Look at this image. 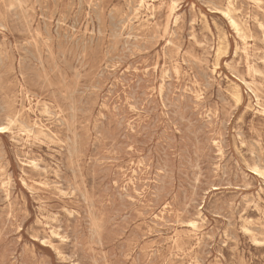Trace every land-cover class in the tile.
Wrapping results in <instances>:
<instances>
[{"label":"rangeland","instance_id":"obj_1","mask_svg":"<svg viewBox=\"0 0 264 264\" xmlns=\"http://www.w3.org/2000/svg\"><path fill=\"white\" fill-rule=\"evenodd\" d=\"M146 4L0 0V264H264V0Z\"/></svg>","mask_w":264,"mask_h":264},{"label":"bare ground","instance_id":"obj_2","mask_svg":"<svg viewBox=\"0 0 264 264\" xmlns=\"http://www.w3.org/2000/svg\"><path fill=\"white\" fill-rule=\"evenodd\" d=\"M36 1V0H35ZM95 1V0H94ZM136 1V0H135ZM216 1V0H215ZM218 1V0H217ZM243 1V0H242ZM29 2V1H28ZM38 2V1H37ZM44 2V1H43ZM91 2V1H90ZM99 2V1H98ZM102 2V1H101ZM134 2V1H133ZM138 2V1H137ZM145 2H146V0H140V7L142 8L143 6H147L146 8L148 9L149 8V5L148 4H146L145 5ZM203 2V1H202ZM237 2V1H236ZM36 3V2H35ZM70 3V2H69ZM72 3V2H71ZM80 3V2H79ZM131 3H132V1H131ZM173 1H172V4H171V6H170V10H171V12L174 10V8H175V6L173 5ZM218 3V2H217ZM221 3V2H220ZM244 3V2H243ZM260 3V2H259ZM262 3V2H261ZM10 4V3H9ZM18 4V3H17ZM26 4V3H25ZM73 4V3H72ZM129 4V3H128ZM135 4V3H134ZM138 4H139V2H138ZM216 4V3H215ZM214 4V5H215ZM241 4V3H240ZM40 5V4H39ZM38 5V6H39ZM234 5V4H233ZM246 5V4H245ZM128 6V5H127ZM129 6H131L130 4H129ZM133 6V5H132ZM235 6V5H234ZM244 6V5H243ZM251 6H253V5H251ZM263 6V5H262ZM18 7H20V6H18ZM47 7V6H46ZM68 7H70V6H68ZM135 7V6H134ZM138 7V6H137ZM190 8H191V6H189ZM193 7V6H192ZM216 7H217V4H216ZM220 7V6H219ZM241 7V6H240ZM240 7L238 8V9H240ZM254 7V6H253ZM12 8V7H11ZM43 8H44V6H43ZM94 8V7H93ZM96 8V7H95ZM119 8V7H118ZM139 8V7H138ZM151 8V7H150ZM152 8H153V6H152ZM225 8V7H224ZM247 8V7H246ZM57 9V8H56ZM71 9V8H70ZM114 9V8H113ZM112 9V10H113ZM232 9H233V6H232V4H231V2H229V4L227 5V7H226V9L224 10V11H222L223 13H224V15L227 17V19H228V22H229V24L231 25V27L234 29V31L236 32V34L239 36V37H242L243 36V33H242V30H241V26H240V23L238 22V20H237V18H235L233 15H231V11H232ZM10 10V9H9ZM8 10V11H9ZM21 10V9H20ZM26 10V9H25ZM33 10V9H32ZM43 10V9H42ZM128 10V9H127ZM131 10V9H130ZM135 10V9H134ZM190 10V9H189ZM235 10V9H234ZM256 10V9H255ZM28 11V10H27ZM34 11V10H33ZM70 11V10H69ZM118 11V10H117ZM136 11V10H135ZM149 11V10H148ZM191 11V10H190ZM192 11H193V9H192ZM247 11V10H246ZM246 11H244V12H246ZM124 12H125V10H124ZM129 12V11H128ZM183 12V11H182ZM233 12V11H232ZM240 12V11H239ZM257 12V11H256ZM35 13V12H34ZM67 13V12H66ZM131 13V12H130ZM169 13V12H168ZM246 13H248V12H246ZM252 13V12H251ZM234 14V13H233ZM54 15V14H53ZM64 15V14H63ZM127 15V14H126ZM244 15V14H243ZM253 15V14H252ZM45 16H47V15H45ZM136 16V15H135ZM150 16V15H149ZM256 16V15H255ZM254 16V17H255ZM67 17H68V15H67ZM127 17V16H126ZM189 17V16H188ZM239 17V16H238ZM261 17V16H260ZM110 18V17H109ZM185 18V17H184ZM253 18V17H252ZM91 19V18H90ZM112 19V18H111ZM128 19V18H127ZM146 19V18H145ZM151 19H152V17H151ZM182 19V18H181ZM243 19V18H242ZM43 20V19H42ZM41 20V21H42ZM67 20V19H66ZM92 20V19H91ZM179 20V19H178ZM184 20V19H183ZM192 20V19H191ZM240 20V19H239ZM33 21V20H32ZM98 21V20H97ZM132 21V20H131ZM134 21V20H133ZM182 21V20H181ZM247 21V20H246ZM255 21V20H254ZM64 22H66V21H64ZM72 22H73V19H72ZM130 22V21H129ZM244 22V21H243ZM44 23V22H43ZM124 23V22H123ZM147 23V22H146ZM193 23V22H192ZM200 23V22H199ZM242 23V22H241ZM259 23V22H258ZM4 24V23H3ZM118 24H120V23H118ZM161 24V23H160ZM36 25V24H35ZM72 25V24H71ZM87 25V24H86ZM142 25V24H141ZM156 25V24H155ZM244 25V24H243ZM1 26V25H0ZM5 26V25H4ZM28 26V25H27ZM31 26V25H30ZM98 26V25H97ZM134 26V25H133ZM207 26V25H206ZM246 26V25H245ZM57 27V26H56ZM121 27V26H120ZM123 27V26H122ZM141 27V26H140ZM160 27V26H159ZM257 27H258V25H257ZM28 28V27H27ZM73 28V27H72ZM84 28V27H83ZM153 28V27H152ZM243 28V27H242ZM48 29V28H47ZM125 29V28H124ZM133 29H134V27H133ZM132 29V30H133ZM181 29H182V27H181ZM46 30V29H45ZM91 30V29H90ZM97 30H99L98 29V27H97ZM109 30V29H108ZM179 30V29H178ZM247 30H249L248 28H247ZM35 31V30H34ZM84 31H85V29H84ZM122 31V30H121ZM124 31V30H123ZM129 31H131V30H129ZM174 31V30H173ZM29 32V31H28ZM33 32V31H32ZM47 32V31H46ZM115 32V31H114ZM119 32V31H118ZM150 32H152V31H150ZM175 32V31H174ZM247 32V31H246ZM94 33V32H93ZM121 33V32H120ZM128 33V32H127ZM132 33V32H131ZM141 33V32H140ZM158 33V32H157ZM181 33V32H180ZM248 33V32H247ZM116 34V33H115ZM129 34V33H128ZM132 34H134V33H132ZM176 34V33H175ZM193 34V33H192ZM251 34V33H250ZM47 35V34H46ZM59 35V34H58ZM113 35V34H112ZM117 35V34H116ZM121 35V34H120ZM127 35V34H126ZM177 35V34H176ZM84 36V35H83ZM82 36V37H83ZM122 36V35H121ZM131 36V35H130ZM150 36V35H149ZM171 36H173V35H171ZM180 36V35H179ZM178 36V37H179ZM192 36V35H191ZM49 37V36H48ZM65 37V36H64ZM126 37V36H125ZM134 37V36H133ZM154 37V36H153ZM258 37V36H257ZM262 37V36H261ZM38 37H36V39H37ZM136 38V37H135ZM146 38V37H145ZM157 38H158V36H157ZM190 38V37H189ZM78 39V38H77ZM76 39V40H77ZM91 39V38H90ZM111 39V38H110ZM134 39V38H133ZM141 39V38H140ZM139 39V40H140ZM148 39H149V37H148ZM175 39V38H174ZM173 39V40H174ZM29 40V39H28ZM92 40V39H91ZM113 40V39H112ZM171 40H172V37H171ZM218 40V39H217ZM243 40V39H242ZM255 40V39H254ZM83 41V40H82ZM133 41V40H132ZM135 41V40H134ZM136 41H137V39H136ZM241 41V40H240ZM32 42V41H31ZM65 42V41H64ZM145 42V41H144ZM246 42V41H245ZM84 43V42H83ZM95 43V42H94ZM116 43V42H115ZM147 43H149L148 41H147ZM150 43H152V41L150 42ZM175 43V42H174ZM196 43V42H195ZM216 43V42H215ZM82 44V43H81ZM87 44V43H86ZM252 44V43H251ZM32 45V44H31ZM85 45V44H84ZM91 45V44H90ZM132 45V44H131ZM139 45V44H138ZM143 45V44H142ZM177 45V44H176ZM27 46H28V44H27ZM136 46V45H135ZM150 46V45H149ZM170 46V45H169ZM172 46V45H171ZM225 46H227V44L225 45ZM249 46V45H248ZM47 47V46H46ZM126 47V46H125ZM140 47V46H139ZM153 47H154V45H153ZM59 48V47H58ZM72 48V47H71ZM70 48V49H71ZM82 48V47H81ZM81 48H80V50H81ZM120 48H121V46H120ZM137 48V47H136ZM142 48V47H141ZM140 48V49H141ZM175 48V47H174ZM237 48V47H236ZM3 49V48H2ZM69 49V50H70ZM77 49V48H76ZM126 49V48H125ZM142 49H144V48H142ZM146 49H147V47H146ZM149 49V48H148ZM151 49V48H150ZM166 49V48H165ZM178 49V48H177ZM25 50V49H24ZM29 50V49H28ZM48 50V49H47ZM145 50V49H144ZM218 50V49H217ZM217 50H216V53H217ZM223 50V49H222ZM225 50V49H224ZM57 51V50H56ZM76 51V50H75ZM120 51V50H119ZM140 51V50H139ZM191 51V50H190ZM193 51V50H192ZM30 52V51H29ZM37 52V51H36ZM85 52V51H84ZM90 52V51H89ZM128 52V51H127ZM131 52V51H130ZM177 52V51H176ZM220 52V51H219ZM52 53V52H51ZM82 53V52H81ZM124 53V52H123ZM166 53V52H165ZM172 53V52H171ZM170 53V54H171ZM178 53H179V51H178ZM215 53V54H216ZM223 53V52H222ZM222 53H220V54H222ZM50 54V53H49ZM73 54V53H72ZM76 54V53H75ZM78 54V53H77ZM100 54V53H99ZM125 54V53H124ZM184 54V53H183ZM193 54V53H192ZM219 54V53H218ZM219 54V55H220ZM5 55V54H4ZM47 55V54H46ZM86 55V54H85ZM88 55V54H87ZM107 55V54H106ZM135 55V54H134ZM168 55V54H167ZM173 55V54H172ZM185 55V54H184ZM2 56V55H1ZM31 56H33V55H31ZM111 56V55H110ZM119 56V55H118ZM125 56H128V55H125ZM166 56V55H165ZM174 56H175V54H174ZM182 56V55H181ZM186 56V55H185ZM3 57V56H2ZM6 57V56H5ZM39 57V56H38ZM47 57V56H46ZM51 57V56H50ZM79 57V56H78ZM122 57V56H121ZM124 57V56H123ZM177 57V56H176ZM64 58V57H63ZM82 58V57H81ZM85 58V57H84ZM168 58V57H167ZM22 59V58H21ZM78 59V58H77ZM93 59V58H92ZM119 59V58H118ZM123 59V58H122ZM182 59V58H181ZM240 59V58H239ZM260 59V58H259ZM5 60V59H4ZM84 60V59H83ZM91 60V59H90ZM116 60V59H115ZM171 60V59H170ZM37 61V60H36ZM39 61H40V59H39ZM94 61H95V59H94ZM99 61V60H98ZM262 61V60H261ZM152 62V61H151ZM254 62V61H253ZM264 62V61H263ZM1 63H2V61H1ZM6 63V62H5ZM95 63V62H94ZM98 63V62H97ZM105 63V62H104ZM113 63V62H112ZM170 63H171V61H170ZM42 64V63H41ZM117 64V63H116ZM17 65V64H16ZM105 65H106V63H105ZM115 65V64H114ZM137 65V64H136ZM152 65V64H151ZM151 65H149V66H151ZM5 66V65H4ZM81 66V65H80ZM79 66V67H80ZM98 66V65H97ZM237 66V65H236ZM41 67V66H40ZM83 67V66H82ZM106 67V66H105ZM127 67H128V65H127ZM148 67V66H147ZM155 67V66H154ZM95 68V67H94ZM172 68V67H171ZM253 68V67H252ZM33 69V68H32ZM81 69V68H80ZM93 69V68H92ZM127 69H129V68H127ZM148 69V68H147ZM256 69V68H255ZM18 70V69H17ZM77 70V69H76ZM107 70H108V67H107ZM166 70V69H165ZM180 70V69H179ZM75 71V70H74ZM110 71V70H109ZM115 71V70H114ZM132 71V70H131ZM137 71V70H136ZM144 71V70H143ZM237 71V70H236ZM105 72V71H104ZM134 72V71H133ZM170 72V71H169ZM184 72V71H183ZM254 72H256V71H254ZM9 73H10V71H9ZM112 73H113V71H112ZM121 73V72H120ZM146 73V72H145ZM173 73V72H172ZM37 74V72L35 73V75ZM40 74V73H39ZM44 74V73H43ZM100 74V73H99ZM149 74V73H148ZM163 74V73H162ZM176 74V73H175ZM257 74V73H256ZM260 74H262V73H259L258 75H260ZM21 75V74H20ZM90 75V74H89ZM108 75V74H107ZM174 75V74H173ZM155 76V75H154ZM158 76H159V74H158ZM163 76V75H162ZM38 78H39V76H37ZM118 77V76H117ZM146 77V76H145ZM185 77V76H184ZM83 78V77H82ZM183 78V77H182ZM40 79V78H39ZM45 79V78H44ZM91 79V78H90ZM155 79V78H154ZM160 79V78H159ZM162 79H163V77H162ZM176 79H177V76H176ZM194 79V78H193ZM241 79V78H240ZM243 79V78H242ZM46 80V79H45ZM124 80V79H123ZM179 80V79H178ZM177 80V81H178ZM63 81V80H62ZM112 81V80H111ZM116 81V80H115ZM141 81H143V80H141ZM114 82V81H113ZM125 82H127V81H125ZM136 82H138L137 80H136ZM135 82V83H136ZM159 82V81H158ZM161 82V81H160ZM212 82V81H211ZM44 83V82H43ZM65 83V82H64ZM73 83H74V81H73ZM161 83H163V81L161 82ZM255 83V82H254ZM49 84V83H48ZM53 84V83H52ZM63 84V83H62ZM117 84V83H116ZM139 84H140V82H139ZM168 84V83H167ZM178 84V83H177ZM182 84H184V83H182ZM191 85H192V83H190ZM245 84H246V82H245ZM244 84V85H245ZM248 84H249V82H248ZM24 85V84H23ZM97 85V84H96ZM105 84H103L102 86H104ZM137 85V84H136ZM146 85V84H145ZM204 85V84H203ZM255 85H256V83H255ZM258 85V84H257ZM256 85V86H257ZM61 86V85H60ZM70 86V85H69ZM149 86H150V84H149ZM170 86V85H169ZM184 86V85H183ZM250 86V85H249ZM260 86V85H259ZM258 86V87H259ZM59 87V86H58ZM67 87V86H66ZM116 87H117V85H116ZM132 87V86H131ZM220 87V86H219ZM254 87V86H253ZM64 88H65V86H64ZM84 88V87H83ZM110 88V87H109ZM162 88V87H161ZM172 88H173V85H172ZM178 88H179V86H178ZM183 88V87H182ZM260 88V87H259ZM112 89V88H111ZM128 89V88H127ZM146 89V88H145ZM153 89V88H152ZM236 89V88H235ZM257 89V88H256ZM68 90V89H67ZM114 90H115V88H114ZM148 90V89H147ZM146 90V91H147ZM181 90V89H180ZM263 90V89H262ZM112 91V90H111ZM131 91V90H130ZM165 91V90H164ZM182 91H184V89L182 90ZM219 91V90H218ZM56 92V91H55ZM69 92V91H68ZM75 92V91H74ZM115 92H117V91H115ZM144 92V91H143ZM163 92V91H162ZM168 92V91H167ZM171 92V91H170ZM178 92V91H177ZM186 92V91H185ZM195 92H197V91H195ZM220 92V91H219ZM226 92V91H225ZM53 93V92H52ZM58 93H61V92H59L58 91ZM65 93V92H64ZM71 93V92H70ZM136 93V92H135ZM134 93V94H135ZM190 93V92H189ZM192 93V92H191ZM202 93V92H201ZM206 93V92H205ZM254 93V92H253ZM259 94H260V92H258ZM22 94H23V92H22ZM68 94V93H67ZM117 94V93H116ZM141 94V93H140ZM164 94H166V93H164ZM179 94V93H178ZM262 94V93H261ZM34 95H35V93H34ZM60 95V94H59ZM64 95V94H63ZM102 95V94H101ZM109 95V94H108ZM124 95V94H123ZM130 95H131V93H130ZM167 95V94H166ZM182 95H183V93H182ZM185 95H186V93H185ZM196 95V94H195ZM194 95V96H195ZM198 95V94H197ZM218 95V94H217ZM61 96V95H60ZM68 96H69V94H68ZM150 96V95H149ZM168 96V95H167ZM258 96V95H257ZM22 97V96H21ZM130 97V96H129ZM170 97V96H169ZM189 97V96H188ZM188 97H186V98H188ZM220 97V96H219ZM117 98V97H116ZM120 98V97H119ZM150 98V97H149ZM171 98V97H170ZM169 98V99H170ZM132 99H133V102L135 101L134 100V97H132ZM151 99V98H150ZM149 99V100H150ZM160 99H162L161 97H160ZM168 99V98H167ZM172 99V98H171ZM170 99V100H171ZM185 99V98H184ZM125 100V99H124ZM203 100V99H202ZM259 100V99H258ZM120 101V100H119ZM157 101V100H156ZM160 101V100H159ZM188 101V100H187ZM190 101V100H189ZM223 101V100H222ZM235 101V100H234ZM236 101H238V102H240L241 101V96L239 95V93H236ZM86 102V101H85ZM133 102H131L132 104H133ZM136 102V101H135ZM155 102V101H154ZM255 102H258V101H255ZM110 103V102H109ZM122 103H123V101H122ZM195 103V102H194ZM227 103V102H226ZM236 103V102H235ZM44 104V103H43ZM48 104V103H47ZM51 104V103H50ZM124 104V103H123ZM208 104V103H207ZM254 104H256V103H254ZM259 104H260V102H259ZM72 105V104H71ZM148 105V104H147ZM165 105V104H164ZM30 106V105H29ZM70 106V105H69ZM73 106V105H72ZM104 106V105H103ZM123 106V105H122ZM130 106V105H129ZM134 106H135V104H134ZM208 106V105H207ZM217 106V105H216ZM250 106V105H249ZM45 107V106H44ZM82 107V106H81ZM99 107V106H98ZM127 107V106H126ZM133 107V106H132ZM155 107V106H154ZM154 107H153V109H154ZM170 107V106H169ZM168 107V108H169ZM194 107H196V106H194ZM70 108V107H69ZM74 108V107H73ZM83 108V107H82ZM106 108V107H105ZM157 108V107H156ZM167 108V107H166ZM176 108H178V107H176ZM221 108V107H220ZM25 109V108H24ZM52 109V108H51ZM129 109H130V107H129ZM158 109V108H157ZM185 109V108H184ZM184 109H183V111H184ZM217 109H218V107H217ZM230 109V108H229ZM35 110V109H34ZM54 110V109H53ZM118 110V109H117ZM135 110V109H134ZM173 110V109H172ZM176 110V109H175ZM2 111V110H1ZM51 110H49V112H50ZM45 112V111H44ZM55 112H56V109H55ZM123 112H124V110H123ZM154 112V111H153ZM169 112V111H168ZM172 112H174V110L172 111ZM178 112V111H177ZM209 112V111H208ZM229 112H230V110H229ZM263 112V111H262ZM52 113V112H51ZM67 113V112H66ZM69 113V112H68ZM75 113V112H74ZM166 113V112H165ZM194 113V112H193ZM49 114V113H48ZM54 114V113H53ZM101 114V113H100ZM158 114V113H157ZM174 114V113H173ZM177 114V113H176ZM182 114H183V112H182ZM263 114V113H262ZM20 115V114H19ZM27 115V114H26ZM56 115V114H55ZM124 115V114H123ZM175 115V114H174ZM203 115V114H202ZM213 115V114H212ZM222 115V114H221ZM14 116V115H13ZM63 116V115H62ZM111 116V115H110ZM181 116H183V115H181ZM188 116H190V115H188ZM215 116V115H214ZM27 117V116H26ZM54 117V116H53ZM112 117V116H111ZM164 117V116H163ZM176 117V116H175ZM174 117V118H175ZM178 117V116H177ZM11 118V117H10ZM17 118V117H16ZM20 118V117H19ZM18 118V119H19ZM97 118V117H96ZM157 118V117H156ZM192 118H193V116H192ZM7 119V118H6ZM48 119V118H47ZM121 119V118H120ZM122 119H124V118H122ZM121 119V120H122ZM159 119V118H158ZM173 119V118H172ZM179 119V118H178ZM214 119V118H213ZM216 119H217V117H216ZM20 120V119H19ZM35 120V119H34ZM55 120V119H54ZM61 120V119H60ZM65 120V119H64ZM90 120V119H89ZM96 120V119H95ZM117 120V119H116ZM176 120V119H175ZM209 120H211V118L209 119ZM10 121V120H9ZM53 121V120H52ZM94 121V120H93ZM106 121V120H105ZM186 121V120H185ZM207 121H208V119H207ZM115 122V121H114ZM121 122V121H120ZM120 122H119V124H120ZM187 122V121H186ZM21 123H23V122H21ZM29 123V122H28ZM71 123V122H70ZM138 123V122H137ZM145 123V122H144ZM155 123H156V121H155ZM160 123V122H159ZM182 123V122H181ZM226 123V122H225ZM224 123V124H225ZM44 124V123H43ZM62 124H63V122H62ZM146 124V123H145ZM154 124V123H153ZM180 124V123H179ZM193 124V123H192ZM15 125V124H14ZM66 125V124H65ZM109 125V124H108ZM128 125V124H127ZM126 125V126H127ZM148 125V124H147ZM177 125V124H176ZM188 125V124H187ZM191 125V124H190ZM25 126V125H24ZM89 126V125H88ZM95 126V125H94ZM110 126V125H109ZM189 126V125H188ZM201 126V125H200ZM210 126V125H209ZM26 127V126H25ZM31 128L32 127V125L31 126H28V128ZM35 127V126H34ZM131 127V126H130ZM148 127V126H147ZM154 127V126H153ZM168 127V126H167ZM191 127V126H190ZM202 127V126H201ZM219 127V126H218ZM224 127H226V126H224ZM27 128V127H26ZM29 128V129H30ZM116 128H117V126H116ZM151 128H152V126H151ZM184 128H186V127H184ZM213 128H215V127H213ZM223 128V127H222ZM35 129V128H34ZM83 129V128H82ZM118 129H119V127H118ZM156 129V128H155ZM177 129V128H176ZM232 129V128H231ZM0 130H2V131H6V126H3V125H0ZM36 130V129H35ZM34 130V131H35ZM45 130V129H44ZM87 130V129H86ZM175 130V129H174ZM180 130V129H179ZM189 130V129H188ZM201 130V129H200ZM217 130V129H216ZM38 131V130H37ZM36 131V132H37ZM80 131V130H79ZM113 131V130H112ZM131 131V130H130ZM152 131V130H151ZM26 132V131H25ZM28 132V131H27ZM89 132V131H88ZM224 132V131H223ZM240 132V131H239ZM38 133H40V132H38ZM114 133V132H113ZM121 133V132H120ZM149 133V132H148ZM197 133V132H196ZM208 133V132H207ZM230 133V132H229ZM41 134H42V131H41ZM46 134V133H45ZM151 134V133H150ZM199 134V133H198ZM201 134V133H200ZM211 134V133H210ZM47 135V134H46ZM49 135V134H48ZM54 135V134H53ZM192 135H193V133H192ZM231 135V134H230ZM113 136V135H112ZM159 136V135H158ZM123 137V136H122ZM121 137V138H122ZM174 137V136H173ZM186 137V136H185ZM99 138V137H98ZM115 138V137H114ZM199 138V137H198ZM202 138V137H201ZM219 138V137H218ZM50 139V138H49ZM56 139H59V138H56ZM105 139V138H104ZM156 139V138H155ZM174 139V138H173ZM200 139V138H199ZM209 139V138H208ZM20 140V139H19ZM51 140V139H50ZM73 140H75V139H73ZM99 140H101V139H99ZM114 140V139H113ZM160 140V139H159ZM206 140V139H205ZM250 140V139H249ZM97 141V140H96ZM106 141V140H105ZM171 141V140H170ZM211 141V140H210ZM214 141V140H213ZM241 141V140H240ZM61 142V141H60ZM70 142V141H69ZM86 142V141H85ZM89 142V141H88ZM101 142H103V141H101ZM122 142V141H121ZM120 142V143H121ZM197 142V141H196ZM215 142V141H214ZM31 143H32V141H31ZM62 143V142H61ZM98 143V142H97ZM257 143V142H256ZM260 143V142H259ZM73 144V143H72ZM155 144V143H154ZM209 144V143H208ZM207 144V145H208ZM92 145V144H91ZM123 145V144H122ZM126 145V144H125ZM220 145V144H219ZM225 145V144H224ZM240 145V144H239ZM255 145V144H254ZM99 146V145H98ZM102 146V145H101ZM118 146V145H117ZM194 146V145H193ZM213 146H215V145H213ZM259 147H260V145H258ZM185 147V146H184ZM3 148V147H2ZM48 148V147H47ZM154 148V147H153ZM172 148V147H171ZM193 148V147H192ZM215 148H217V147H215ZM215 148H214V150H215ZM255 148H257L256 146H255ZM100 149V148H99ZM186 149V148H185ZM200 149V148H199ZM253 149V148H252ZM74 150H75V148H74ZM101 150V149H100ZM172 150V149H171ZM217 150H218V148H217ZM105 151H107V150H105ZM135 151V150H134ZM147 151V150H146ZM164 151V150H163ZM183 151H184V149H183ZM193 151H194V149H193ZM200 151V150H199ZM98 152V151H97ZM258 152V151H257ZM162 153V152H161ZM169 153V152H168ZM187 153V152H186ZM11 154V153H10ZM102 154V153H101ZM107 154V153H106ZM192 154H193V152H192ZM163 155H164V152H163ZM260 155V154H259ZM25 156H26V154H25ZM102 157H103V155H101ZM159 156V155H158ZM166 156H167V154H166ZM185 156V155H184ZM196 156V155H195ZM2 157V156H1ZM0 157V158H1ZM48 157V156H47ZM229 157V156H228ZM262 157V156H261ZM13 158V157H12ZM101 158V157H100ZM167 158V157H166ZM178 158V157H177ZM177 158H176V160H177ZM183 158V157H182ZM211 158V157H210ZM256 158V157H255ZM36 159V158H35ZM41 159V158H40ZM161 159V158H160ZM200 159V158H199ZM96 160V159H95ZM94 160V158H93V162L95 161ZM157 160V159H156ZM183 160H184V158H183ZM190 160V159H189ZM212 160V159H211ZM215 160V159H214ZM70 161V160H69ZM150 161V160H149ZM164 161V160H163ZM167 161V160H166ZM178 161L179 160H177V163H178ZM195 161V160H194ZM229 161V160H228ZM207 162V161H206ZM224 162V161H223ZM71 163V162H70ZM76 163V162H75ZM90 163V162H89ZM187 163V162H186ZM190 163H191V161H190ZM196 163H197V161H196ZM31 164H32V162H31ZM99 164V163H98ZM139 164V163H138ZM163 164V163H162ZM160 165V164H159ZM164 165V164H163ZM162 165V166H163ZM198 165V164H197ZM202 165V164H201ZM166 166H167V164H166ZM200 166V165H199ZM208 166V165H207ZM214 166V165H213ZM224 166V165H223ZM255 166V165H254ZM260 166V165H259ZM262 166V165H261ZM16 167H17V165H16ZM93 167V166H92ZM157 167V166H156ZM193 167H195V166H193ZM198 167V166H197ZM205 167H206V165H205ZM204 167V168H205ZM212 167V166H211ZM19 168V167H18ZM48 168V167H47ZM148 168V167H147ZM165 168V167H164ZM207 168V167H206ZM20 169V168H19ZM22 169V168H21ZM77 169H78V166H77ZM159 169H161V167L159 168ZM192 169V168H191ZM198 169H199V167H198ZM252 169V168H251ZM263 169V168H262ZM0 170H2V169H0ZM167 170V169H166ZM223 170H225V169H223ZM239 170V169H238ZM47 171V170H46ZM54 171V170H53ZM73 171V170H72ZM120 171V170H119ZM169 171H171L172 172V170H169ZM210 170H208V172H209ZM264 171V170H263ZM22 172V171H21ZM35 172V171H34ZM100 173H102L101 171H99ZM171 172H169L170 174H171ZM261 172V171H260ZM73 173V172H72ZM91 173V172H90ZM98 173V172H97ZM100 173H98V174H100ZM105 173V172H104ZM113 173V172H112ZM158 172H157V170H156V174H157ZM173 173V172H172ZM199 173H201V171L199 172ZM214 172H212V174H213ZM106 174V173H105ZM122 174V173H121ZM187 174V173H186ZM193 174V173H192ZM225 174V173H224ZM94 175V174H93ZM102 175V174H101ZM190 175V174H189ZM10 176V175H9ZM104 176V175H103ZM164 176H166L165 174H164ZM173 176V175H172ZM191 176V175H190ZM236 176V175H235ZM11 177V176H10ZM97 177V176H96ZM100 177V176H99ZM107 177V176H106ZM105 177V178H106ZM121 177V176H120ZM136 177H139V176H136ZM194 177V176H193ZM212 177V176H211ZM154 178V177H153ZM158 178V177H157ZM162 178V177H161ZM176 178H177V175H176ZM187 178V177H186ZM195 178V177H194ZM228 178V177H227ZM236 178V177H235ZM129 179V178H128ZM145 179V178H144ZM155 179H156V177H155ZM171 179V178H170ZM198 179V178H197ZM51 181V180H50ZM65 181V180H64ZM74 181V180H73ZM102 181V180H101ZM189 181V180H188ZM198 181V180H197ZM161 182V181H160ZM214 182V181H213ZM99 183H100V181H99ZM120 183V182H119ZM135 183V182H134ZM139 183V182H138ZM154 183V182H153ZM162 183H163V181H162ZM198 183H200V182H198ZM216 183V182H215ZM3 184H6V182H4ZM114 184H116V183H114ZM118 184V183H117ZM141 184V183H140ZM157 184V183H156ZM155 184V185H156ZM180 184V183H179ZM187 184V183H186ZM195 184V183H194ZM207 184V183H206ZM217 184V183H216ZM11 185V184H10ZM74 185V184H73ZM146 185V184H145ZM193 185V184H192ZM191 185V186H192ZM196 185H197V183H196ZM213 185V184H212ZM138 186V185H137ZM141 186V185H140ZM177 186V185H176ZM97 187V186H96ZM118 187V186H117ZM133 187V186H132ZM154 187V186H153ZM158 187V186H157ZM164 187V186H163ZM189 187V186H188ZM193 188H194V186H192ZM2 188V187H1ZM105 188V187H104ZM165 188V187H164ZM184 188V187H183ZM191 188V187H190ZM233 188V187H232ZM258 188H260V187H258ZM29 189V188H28ZM107 189V188H106ZM105 189V190H106ZM162 189V188H161ZM177 189H179V188H177ZM192 189V188H191ZM197 189V188H196ZM198 189H200V188H198ZM243 189V188H242ZM99 190H101V189H99ZM113 190V189H112ZM195 190V189H194ZM140 191H142V190H140ZM184 191V190H183ZM147 192V191H146ZM158 192V191H157ZM176 192V191H175ZM185 192V191H184ZM256 192V191H255ZM196 193V192H195ZM195 193H194V195H195ZM156 194V193H155ZM184 195V194H183ZM141 196V195H140ZM6 197V196H5ZM121 197V196H120ZM133 197V196H132ZM190 197H192V196H190ZM259 197V196H258ZM139 198V197H138ZM143 198H144V196H143ZM197 198V197H196ZM246 198V197H245ZM83 199V198H82ZM88 199V198H87ZM244 199V198H243ZM133 200V199H132ZM197 200V199H196ZM199 200V199H198ZM202 200V199H201ZM250 200V199H249ZM194 201V200H193ZM244 201H245V199H244ZM90 202H91V200H90ZM262 202H264V201H262ZM150 203V202H149ZM196 203V202H195ZM248 203V202H247ZM13 204V203H12ZM216 204V203H215ZM230 204V203H229ZM237 204H238V202H237ZM30 205H31V203H30ZM220 205V204H219ZM187 206V205H186ZM212 206V205H211ZM237 206V205H236ZM10 207V206H9ZM8 207V208H9ZM86 207V206H85ZM161 208V207H160ZM223 208V207H222ZM63 209H65V208H63ZM260 209V208H259ZM258 209V210H259ZM3 210V209H2ZM84 210V209H83ZM85 210H86V208H85ZM103 210V209H102ZM132 210V209H131ZM9 211V210H8ZM104 211V210H103ZM107 211V210H106ZM114 211V210H113ZM159 211V210H158ZM219 211H221V210H219ZM71 212V211H70ZM74 212V211H73ZM118 212V211H117ZM157 213V212H156ZM161 213V212H160ZM159 213V214H160ZM180 213V212H179ZM243 213V212H242ZM263 213V212H262ZM25 214V213H24ZM168 214V213H167ZM217 214V213H216ZM0 215H2V213L0 214ZM58 215V214H57ZM129 215V214H128ZM177 215V214H176ZM200 215V214H199ZM264 215V214H263ZM71 216V215H70ZM117 216V215H116ZM154 216V215H153ZM156 216V215H155ZM165 217V216H164ZM199 217V216H198ZM24 218V217H23ZM22 218V219H23ZM46 218V217H45ZM113 218V217H112ZM115 218V217H114ZM205 218V217H204ZM5 219V218H4ZM177 219V218H176ZM234 219V218H233ZM84 220V219H83ZM110 220V219H109ZM154 220V219H153ZM3 221V220H2ZM10 221V220H9ZM57 221V220H56ZM156 221V220H155ZM105 222V221H104ZM158 222V221H157ZM228 222V221H227ZM106 223H108V222H106ZM118 223V222H117ZM165 223V222H164ZM214 223V222H213ZM172 224V223H171ZM190 224L192 225V226H194L195 225V222L194 221H191L190 222ZM93 225V224H92ZM101 225V224H100ZM167 225V224H166ZM231 225V224H230ZM2 226H3V223H2ZM18 226V225H17ZM95 226V225H94ZM93 226V227H94ZM104 226V225H103ZM113 226V225H112ZM106 227V226H105ZM228 227V226H227ZM249 228H251V227H249ZM16 229H18V228H16ZM94 229V228H93ZM92 229V230H93ZM147 229V228H146ZM75 230H76V228H75ZM74 231V230H73ZM80 231V230H79ZM217 231V230H216ZM263 231V230H262ZM2 232V231H1ZM16 232V231H15ZM75 232V231H74ZM73 232V233H74ZM91 232V231H90ZM90 232H89V234H90ZM211 232H212V230H211ZM14 233V232H13ZM51 233V232H50ZM79 233V232H78ZM101 233V232H100ZM223 234V233H222ZM82 235V234H81ZM95 235V234H94ZM100 235V234H99ZM76 236H77V233H76ZM82 237H83V235H82ZM165 237V236H164ZM92 238V237H91ZM75 239H76V237H75ZM98 239V238H97ZM165 239V238H164ZM163 239V240H164ZM94 240V239H93ZM96 240V239H95ZM163 240H161V241H163ZM168 241H169V239H167ZM91 241V240H90ZM99 241V240H98ZM174 241V240H173ZM9 242V241H8ZM13 242V241H12ZM259 242V241H258ZM10 243V242H9ZM163 243V242H162ZM224 243V242H223ZM259 243H261V242H259ZM80 244V243H79ZM85 244H86V242H85ZM75 245H76V240H75ZM159 245V244H158ZM85 246V245H84ZM121 248V247H120ZM155 249V248H154ZM25 250V249H24ZM152 250V249H151ZM130 251V250H129ZM141 251V250H140ZM154 251V250H153ZM157 251V250H156ZM13 252V251H12ZM109 252V251H108ZM121 252H122V250H121ZM150 252V251H149ZM110 253V252H109ZM84 254V253H83ZM86 254V253H85ZM158 254V253H157ZM87 255V254H86ZM89 255V254H88ZM93 255V254H92ZM41 256V255H40ZM103 256V255H102ZM111 255L109 254V257H110ZM114 255H112L111 257H113ZM138 256V255H137ZM243 256V255H242ZM42 257V256H41ZM63 257V256H62ZM92 257V256H91ZM94 257V256H93ZM40 258V257H39ZM105 258V257H104ZM137 258V257H136ZM196 258V257H195ZM93 259V258H92ZM98 259V258H97ZM123 259V258H122ZM101 260V259H100ZM105 260V259H104ZM241 260V259H240ZM99 261V260H98ZM97 261V262H98ZM236 261V260H235ZM97 262H96V264H97ZM168 262V261H167ZM166 263V262H165ZM3 264H4V262H3Z\"/></svg>","mask_w":264,"mask_h":264}]
</instances>
